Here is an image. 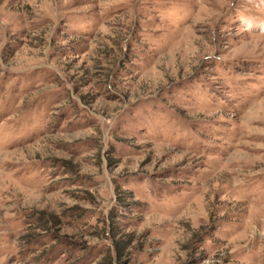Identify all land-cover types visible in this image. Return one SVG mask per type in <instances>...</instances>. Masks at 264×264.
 Here are the masks:
<instances>
[{"label":"rangeland","instance_id":"374dc122","mask_svg":"<svg viewBox=\"0 0 264 264\" xmlns=\"http://www.w3.org/2000/svg\"><path fill=\"white\" fill-rule=\"evenodd\" d=\"M0 264H264V0H0Z\"/></svg>","mask_w":264,"mask_h":264}]
</instances>
